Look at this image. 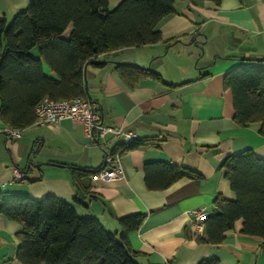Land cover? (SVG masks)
<instances>
[{
  "label": "crops",
  "instance_id": "1",
  "mask_svg": "<svg viewBox=\"0 0 264 264\" xmlns=\"http://www.w3.org/2000/svg\"><path fill=\"white\" fill-rule=\"evenodd\" d=\"M28 0H0V20L23 11ZM174 14L157 25L161 41L99 56L104 66L85 68V91L101 124L136 135L140 145L121 157L122 176L105 182L91 172L104 167L107 151L117 139L102 145L84 137L78 123L63 121L29 126L17 137L5 133L0 121V192L35 200L53 196L70 204L81 217L95 218L119 240L120 219L142 215L140 227L127 235L138 264H264L259 237L242 234L235 222L225 240L203 243L191 212L213 211L218 195L235 198L224 176L223 162L250 150L264 160L260 125L237 126L232 97L223 88L230 70L264 67V0H174ZM69 30L61 37L67 38ZM118 64H137L160 75L130 87L119 77ZM47 76L52 73L45 68ZM45 75V76H46ZM184 169L187 176L166 188L161 168ZM84 176L75 179V172ZM15 172L23 175L16 181ZM90 173V174H89ZM20 225L0 215V264H21L16 258Z\"/></svg>",
  "mask_w": 264,
  "mask_h": 264
},
{
  "label": "trees",
  "instance_id": "2",
  "mask_svg": "<svg viewBox=\"0 0 264 264\" xmlns=\"http://www.w3.org/2000/svg\"><path fill=\"white\" fill-rule=\"evenodd\" d=\"M28 1L10 22L0 20V121L18 131L32 126L35 108L44 98L87 97L85 68L104 66L106 62L97 61L99 56L160 42L157 25L175 12L174 0H122L111 10L109 0ZM203 1L219 5L221 0ZM67 30V38L61 37ZM45 68L52 76L46 75ZM116 70L130 87L142 79L161 81L158 73L137 64H118ZM222 81L231 93L235 124L258 123L264 137V67L235 68ZM145 144L132 141L126 150ZM222 169L235 198L215 197L213 211L203 222V243H222L241 220L242 234L261 238L264 247V160L246 150L228 156ZM160 172L167 180L159 186L146 175L145 185L151 191L188 174L170 165ZM84 174L77 171L74 177ZM75 212L53 196L38 201L0 192V215L21 228L16 250L21 264H138L127 235L140 227L142 215L119 220L118 240L95 218Z\"/></svg>",
  "mask_w": 264,
  "mask_h": 264
},
{
  "label": "built area",
  "instance_id": "3",
  "mask_svg": "<svg viewBox=\"0 0 264 264\" xmlns=\"http://www.w3.org/2000/svg\"><path fill=\"white\" fill-rule=\"evenodd\" d=\"M34 114L35 119L32 125L35 127L52 126L67 120L81 125L84 130V137H87L91 143L102 145V143L106 142L108 136L117 139L116 147L106 152L103 160L104 167L95 173L94 178L110 182L122 176V154L126 151V147L136 140L137 136L120 128L101 124L100 115L87 97L57 101L44 98L36 106ZM5 133L12 137L19 135V131L13 129H6ZM22 177V174L15 172L14 178L16 181L22 180ZM191 216L196 226L201 228L208 214L206 210L198 209L192 211Z\"/></svg>",
  "mask_w": 264,
  "mask_h": 264
},
{
  "label": "rangeland",
  "instance_id": "4",
  "mask_svg": "<svg viewBox=\"0 0 264 264\" xmlns=\"http://www.w3.org/2000/svg\"><path fill=\"white\" fill-rule=\"evenodd\" d=\"M122 0H109L108 2V10H111L116 7V5L119 4V2Z\"/></svg>",
  "mask_w": 264,
  "mask_h": 264
}]
</instances>
